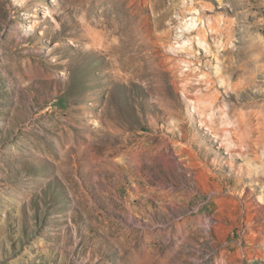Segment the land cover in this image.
Here are the masks:
<instances>
[{
	"label": "rangeland",
	"instance_id": "374dc122",
	"mask_svg": "<svg viewBox=\"0 0 264 264\" xmlns=\"http://www.w3.org/2000/svg\"><path fill=\"white\" fill-rule=\"evenodd\" d=\"M124 1L0 0V264H264V0ZM197 18L232 27L212 131L171 48Z\"/></svg>",
	"mask_w": 264,
	"mask_h": 264
},
{
	"label": "bare ground",
	"instance_id": "6f19581e",
	"mask_svg": "<svg viewBox=\"0 0 264 264\" xmlns=\"http://www.w3.org/2000/svg\"><path fill=\"white\" fill-rule=\"evenodd\" d=\"M129 1L132 3L133 0H129ZM107 3H109L110 9H112L114 11H117L119 13H124V12L127 13L129 11L128 9L131 8V4L126 5L124 0H89V4H88V9L87 10H88L90 15H94V14L97 13L99 8H102ZM157 4L158 3H155V2L152 4L153 5L152 6L153 12L159 7L158 5H160V4H158V5ZM103 12L104 11H102L100 14L102 15ZM165 17H166V15L165 16L161 15L158 19H156V26H154V27L157 30L159 28L165 26L164 25ZM198 20H199L198 18H197L196 21L193 20V19H189V20H185V21L184 20H182V21L180 20L181 21L180 22V26H179V29H178V31L176 33L180 34V37H184V36L187 35L188 38L183 40V41H181V42H177L176 43L177 45L176 46L172 45L171 48L177 54H181L182 55V56H178L179 57V62H180V72H179L180 74H179V76H180V79H181L180 83H181V86H182V90L184 91V94L188 98L190 104L193 105L194 112H196L199 117L204 115V120L200 121L199 124L204 126L205 130L212 131L211 128L209 127V123H216L217 119H218V118H216V116L217 117L221 116L220 118H223V117L228 118L227 115L229 113L224 108V107H226L225 103L222 102V104H220L221 100H220L219 94L215 90L216 85H217L216 83L219 82V83L224 84L225 80L222 77L221 73H219L218 76H216V77H213V76H210L209 74H206L202 70V66L208 67L209 65H211V63L209 61H207L208 58H210V57H214V58L218 59V55L213 54L212 49H215L216 53L217 52L219 53L220 52L219 50L221 49L222 56L225 58L224 59L225 62L228 61L227 56H231L232 55V50L230 48H228V45H229V42H230V38L232 36V34H231V28L232 27L230 25L231 22L229 23V21H227V20L225 21V20H223L221 18L220 19L216 18V19H213V20L208 19L207 21H204V22L200 21L199 23H198ZM210 37H213L214 39L223 38L222 40H219V41H223V42L220 43L218 40H216V41L213 40L214 41V43H213L214 45L210 46L208 44V41H209ZM195 48H197L198 52L194 51ZM200 50L203 51L204 55L200 53ZM186 56H190L191 58H193V60H188L186 58ZM241 56L242 57H247V54L245 53V54H242ZM197 64H200V65L197 66ZM242 71H244V68H241L240 73ZM229 72L232 75H236V72H231L230 68L227 67V73H229ZM245 73H246V71H245ZM239 77L243 78L244 76L243 75L240 76V74H239ZM245 80L246 79H244L243 82ZM240 84H241V82L239 83V85ZM202 86H204L205 89L207 90L206 91L207 94H203V95L201 94ZM243 86H245V83L243 84ZM235 87H236V85L232 86L231 89L235 88ZM193 91L195 93L194 96L192 95ZM218 105H220V106L218 107ZM216 107H217V110L215 111ZM226 111H227V113H226ZM242 115H239V117H238V121H239L238 123L240 125H244L245 124L244 123L245 121H244ZM226 118H224V121L226 120ZM228 120L229 119H227V121ZM228 124H229V122H228ZM228 124H225V125H228ZM238 127H239L238 129H240V126H238ZM242 130H244V128ZM249 130H251V129H249ZM239 131H237V132H239ZM222 132L223 133H225V132L227 133L226 128ZM234 133H235V131H234ZM260 137L261 136H259L257 138H260ZM261 139H262V137H261ZM258 140H260V139H258ZM262 140H264V135H263V139ZM233 144H235V143H233ZM256 144H257V142H256ZM247 145L249 147L250 144H247ZM249 150H250V148H249ZM237 152H239V154H243V151L240 150V146L237 147V150L235 151V153H237ZM255 174L257 176L256 177L257 181L264 180V175L261 172L255 173ZM203 187H204L203 188L204 190L209 189L208 186L204 185Z\"/></svg>",
	"mask_w": 264,
	"mask_h": 264
}]
</instances>
